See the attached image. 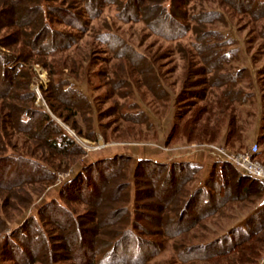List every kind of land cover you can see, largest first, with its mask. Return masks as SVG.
<instances>
[{"label": "trees", "instance_id": "obj_1", "mask_svg": "<svg viewBox=\"0 0 264 264\" xmlns=\"http://www.w3.org/2000/svg\"><path fill=\"white\" fill-rule=\"evenodd\" d=\"M196 1L202 4V9L197 7ZM217 1V8L207 9L204 5L207 0H0V46L6 50L5 54L0 53V191L4 190L1 193L13 196L15 189L23 191L26 185L33 187L42 182L46 187L51 186L59 165H72L64 159L78 160L87 154L49 113L36 105V96L31 90L34 73L30 66L34 61H46L43 64L50 69L51 82L45 99L51 103L53 113L79 137L84 134L76 121L70 119L81 115L87 127L84 138L95 142L102 135L108 141L106 126L100 122L102 115L99 113L95 117L97 109L91 99L74 87L72 81L54 78L65 76L67 69V64L57 65L59 54L71 49L77 42V34L87 33L91 21L99 19L106 7H114L121 21L144 23L150 34L159 39L174 43L188 39L186 44L191 49L186 53L182 51L183 57L194 61L188 64L183 89H198L202 84L226 88L236 84L238 77L223 72L228 59L223 51L229 46V40L215 28L216 23L225 21L227 11L260 21L264 19V0ZM260 35L264 39V28ZM97 39L107 46V51H111L116 63L121 65L112 72L114 90L124 85L133 86L136 82H131L130 78L135 73L153 91L159 82L157 89L160 90L161 102L163 99L170 101L169 92L155 73L157 70L150 55L113 34L100 35ZM88 56L82 61L83 65L88 62L84 65L87 69L94 63L92 55ZM196 59L202 68H197ZM50 60L56 64L53 69L52 63L48 62ZM126 62L132 72L126 71ZM123 76H128V81ZM196 77L202 78L196 80ZM189 93L193 99H205V91ZM237 95L244 96L243 92ZM55 96L63 107V113L56 111L57 104L51 102ZM225 96L227 102L218 100L216 103L218 108L223 107L228 113L230 96ZM183 99V94L177 97V109ZM238 100L244 101L243 98ZM213 105L216 104L212 102L209 106L198 108V114L192 116H188L192 111L182 112L180 108L168 143L186 129L190 130V135L184 134L186 137H193L197 131L206 132L203 136L209 137L217 136L226 127L229 140L234 138L237 132L235 120L229 123L228 115L216 118ZM56 107L60 110V106ZM189 107L191 109L192 105ZM130 109L139 112L134 114ZM113 111L127 123H140L139 118L142 122L148 118L137 104ZM210 121L214 126L210 125ZM19 135L27 136L35 143L34 148L41 151L39 157L33 156L30 151L21 153L14 145ZM53 157L59 160V164L55 165ZM130 163V157L116 155L84 168L75 180L62 188L60 194L64 203L52 201L39 210V218L44 223L32 216L7 238L2 245L4 262L147 263L158 253L161 245L138 237L137 234L144 229L140 221L153 222L162 228L158 234L177 239L201 226L202 220L217 215L228 199L237 201L239 197L251 196L255 185L264 191V184L240 175L230 164L216 163L213 167L208 181L219 179L222 183L217 196L204 189H187L199 170L192 163L157 164L142 160L135 169L133 179L126 172ZM80 187L82 192L72 198L71 194ZM73 203L82 205L84 211L76 212ZM31 204L29 200L23 202L20 211L28 209ZM48 218L50 222L46 221ZM4 224V221L0 222L1 226ZM46 224L53 228H46ZM56 229L59 234L54 235L52 231ZM174 245L178 254L170 264H257L263 254L260 245H264V206L251 213L242 225L231 228L210 242L197 246H187L183 242ZM142 252L148 254V259L133 257Z\"/></svg>", "mask_w": 264, "mask_h": 264}, {"label": "rangeland", "instance_id": "obj_2", "mask_svg": "<svg viewBox=\"0 0 264 264\" xmlns=\"http://www.w3.org/2000/svg\"><path fill=\"white\" fill-rule=\"evenodd\" d=\"M196 5L199 9L203 8L199 1H196ZM204 5L207 9L217 8L218 1L207 0ZM227 12L225 21L222 23L217 22L215 28L225 34L227 40H229V46L224 48L223 51L226 52L228 57L223 72L237 75L238 81L236 84L227 85L226 88L219 85L218 87H211L209 84H202L198 89L196 87L183 89L188 64L190 61H194L188 59L189 57L187 59L183 57L182 51L186 53L191 49L186 44L188 39L179 43L159 39L150 34L144 23H125L121 21L114 7H106L99 19L91 21L87 33L77 34L76 44L71 49L61 52L57 59L59 60L57 65L67 64L65 76L54 78H61L67 82L72 81L74 87H77L91 99L97 109L95 117L97 118L99 113L102 115L100 122L106 126L105 134L108 141L102 135H99L98 141L95 142L84 138L87 127L81 115L70 119V121H76L84 134L82 137H79L75 130L56 116L50 106L51 103L49 104L45 99L51 82L50 69L44 66L43 62L46 61H34L31 64V71L34 73L31 90L35 93L36 105L49 113L86 150L87 154L78 160L64 159V162L67 160L72 165L70 164L69 167L63 166V163L59 165L60 167L55 173V180L51 186L46 187L43 182L34 184L33 187L26 185L23 191L15 189L16 194L9 197L8 193H1L4 190L0 191V222L4 221L5 223L4 226L0 225V264H12L10 260L4 262L1 255L2 245L7 238L32 216L44 223L39 218V210L52 201L64 203L60 194L62 188L70 181L75 180L84 168L101 159L112 158L116 155L130 157V167L126 172L131 179H133L138 163L142 160L154 161L157 164L189 162L199 170L187 185V189L189 191L204 189L206 192L214 193L217 196H219L218 193L220 194L222 183L219 179H214L211 182L208 180H210L211 172L216 163L230 164L219 160L221 152L240 154L248 152L253 145L257 144L260 148L258 157L264 165V39L260 35L264 28V19L256 22L238 13ZM107 34L120 37L121 40L135 47L138 51L145 52L153 58L157 70L155 73L159 75L163 87L169 92L170 101L163 99L161 102L160 90L157 89L159 82L155 85L156 88L154 87L153 91L135 73L130 78L131 82H136L132 84L133 86L130 84L129 86L124 85L121 89L116 88L114 90L112 80H115V78L112 72L114 68H119L121 65L116 63L111 51H107V46L97 39L100 35L106 36ZM0 53H6V50L1 46ZM88 55H92L94 59V63L89 69L84 66L88 65V62L84 61V65L82 62L84 58L89 57ZM48 62L52 63L53 69V66L56 65L54 60ZM124 64L126 71L132 72L128 63ZM196 65L197 68H202V65L197 63V59ZM123 78L126 81L129 79L128 76H123ZM201 78L196 77V80ZM185 90L188 92L185 93ZM197 90L198 93L199 91H205V99H193L189 95V92H197ZM238 92H243L244 96H238ZM124 94L128 95L122 97ZM181 94L184 97L181 101L183 107L179 106L182 112L192 111L188 116L198 114V108L209 106L213 102L216 104L212 106L215 108L213 110L217 114L216 118L228 115L229 123L235 120L237 132L235 137L231 138L232 140L230 139L231 142L228 129L225 127L223 132L217 136L210 135L209 137L203 136L206 132L200 131L195 132L193 137H186L184 134L190 135L188 134L190 130L187 131L186 129L169 144L168 137L175 125L177 111L180 112V108L177 109L175 106L176 99ZM225 94L230 96L231 107L228 113L225 112L223 107L220 108L219 106L218 108L216 103L218 100L225 101ZM56 98V96L53 99L51 98V102H55L56 106H60V110L55 106L56 111L62 112L61 108L63 107L59 105L61 104L59 101L55 100ZM240 98H243L244 101L238 100ZM132 104H137L140 110L145 112L148 117L146 121L142 122L139 118L140 123H127L121 120L119 115H116L113 111L115 108L117 110L126 109ZM189 105H192L191 109ZM129 111L134 114L139 112L134 109ZM222 112H225L224 115H222ZM210 125L214 126V123L210 121ZM181 128L185 127L182 126ZM14 143L21 153L30 151L36 157L41 154L40 150L34 148L35 143L33 144L27 136L19 135ZM53 158L55 165L59 164V160L56 157ZM197 161L200 163H197ZM203 163L207 168H211L210 174L203 175L200 172V164ZM230 165L240 175L246 176L236 165ZM11 179H13V176ZM261 183L264 184V182ZM254 187L251 196L239 197L237 201L228 199V203L217 215L202 220L201 226L177 239L166 238L163 234H158V230L161 232L162 228L159 225H154L153 222L140 221L139 223L144 229L137 234L138 237L143 240L155 241L161 247L150 262L139 261V263L170 264L178 254L174 244L180 245L181 242L187 246L205 244L227 233L231 228L242 225L251 213L264 206V191H261L258 185ZM236 190L238 189L234 188V191L238 192ZM81 192L82 188L80 190L76 189L71 197L76 198L78 193ZM219 198L224 199V197ZM27 200L32 201V204L28 209L22 208L23 211H20L23 206L22 203ZM154 201L156 202V200ZM72 207L78 213L84 211V207L78 203H73ZM150 214L154 216V213ZM46 221L50 222V218ZM46 228L51 230L53 227L46 224ZM52 232H54V235L59 234L58 229ZM260 249L263 254L257 264H264V245H260ZM134 256L140 257L139 260L148 259L149 257L144 252L134 254Z\"/></svg>", "mask_w": 264, "mask_h": 264}, {"label": "built area", "instance_id": "obj_3", "mask_svg": "<svg viewBox=\"0 0 264 264\" xmlns=\"http://www.w3.org/2000/svg\"><path fill=\"white\" fill-rule=\"evenodd\" d=\"M260 148L253 145L248 152L229 154L221 152L219 160L236 165L246 176L264 182V165L259 160Z\"/></svg>", "mask_w": 264, "mask_h": 264}, {"label": "crops", "instance_id": "obj_4", "mask_svg": "<svg viewBox=\"0 0 264 264\" xmlns=\"http://www.w3.org/2000/svg\"><path fill=\"white\" fill-rule=\"evenodd\" d=\"M197 163H200V162H198L197 161ZM201 165V173L204 175V174H210V172H211V168H207L206 167V165H205V163H203V164H200ZM207 181V180H206Z\"/></svg>", "mask_w": 264, "mask_h": 264}]
</instances>
